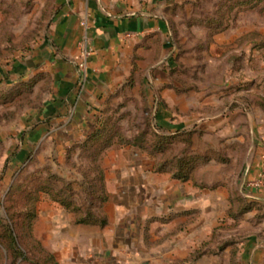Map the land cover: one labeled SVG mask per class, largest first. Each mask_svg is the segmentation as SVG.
<instances>
[{"label":"rangeland","instance_id":"obj_1","mask_svg":"<svg viewBox=\"0 0 264 264\" xmlns=\"http://www.w3.org/2000/svg\"><path fill=\"white\" fill-rule=\"evenodd\" d=\"M139 1L170 27L171 49L155 66L163 78L144 80L154 74L148 67L135 71L103 109L115 128L90 145H82L88 135L65 147L24 141L26 117L52 89L46 71L0 85V264L53 263L28 237L36 215L32 234L42 243V211L60 204L43 187L84 208L60 204L73 223L96 203L104 228L109 189L141 186L147 208L156 193L179 185L174 180L192 190L191 227L185 232L178 212L162 207L164 217L147 220L143 251L123 253L126 264H264V0ZM54 9L55 0H0V73L40 43ZM162 106L169 124L155 132ZM254 164L261 176L248 181ZM103 183L108 198L100 206L89 192L101 195Z\"/></svg>","mask_w":264,"mask_h":264},{"label":"crops","instance_id":"obj_2","mask_svg":"<svg viewBox=\"0 0 264 264\" xmlns=\"http://www.w3.org/2000/svg\"><path fill=\"white\" fill-rule=\"evenodd\" d=\"M144 5L139 0H55L52 20L40 43L25 53V60L11 62L8 72L0 73V85L39 71L52 77V89L42 107L26 117V144L51 140L65 147L83 139L98 125L107 101L132 81L137 70L148 67L154 74L143 79L161 82L163 77L155 66L171 49L170 27L164 17L146 13ZM85 34L94 48L86 77L79 67ZM156 113L160 125L169 124L170 113L165 107ZM261 168V164H254L248 181L259 178ZM174 181L179 185L166 193H156L151 199L152 207L147 208L142 207L141 186L132 192L127 184L115 192L109 189L105 204L109 224L104 228L61 217L62 209L57 203L52 207L57 212L42 211L41 241L60 264H111L114 254V264H126L123 253L127 250L136 256L143 251L141 241L147 220L164 217L162 207L178 212L175 215L183 221L185 232L191 227L192 190H182L181 181ZM173 190L178 195L173 196ZM133 192L138 195L136 201L126 202L127 194ZM110 210L116 211L115 217ZM152 226L157 228L160 222H152Z\"/></svg>","mask_w":264,"mask_h":264},{"label":"trees","instance_id":"obj_3","mask_svg":"<svg viewBox=\"0 0 264 264\" xmlns=\"http://www.w3.org/2000/svg\"><path fill=\"white\" fill-rule=\"evenodd\" d=\"M108 125L109 124H108L107 120L104 117H102V115H101V117L98 118V125L88 135V137H87L88 140L83 141L82 142L83 144L82 143L81 144L84 147L87 146V145H90L89 142H91V140H98L102 136L108 134V131L111 130V128H115V125L114 124L109 125V126ZM156 126H154L155 132H157L156 131L157 128H159V126L161 127V125L157 124ZM163 126L165 127L166 124L162 125L161 128H163ZM140 142H141V137L138 136L136 138V142H134V143H136L138 145V144H140ZM134 143H132V144H134ZM178 177H180L181 179H188L189 178V176L186 173H183V172L180 173L178 175ZM101 178H102V181H103L104 180L103 174L101 175ZM102 186L103 187H102V190H101V195H98L97 196V193H96L95 190H93V191L90 190V192H89V194L92 195L93 200L98 199L100 201V206H101V203L104 202V201H106L107 198H108L107 193H106V189L104 187V183L102 184ZM43 190H44V192L46 191V193H49L51 195L53 194L52 196H53V198L55 200H57L62 206H64L65 208H67V209H69L71 211L78 212V211H81V209H84V208L76 205L74 202L66 201V199H61V197H59V193L58 194L57 193H54V192L50 191L47 187L46 188L43 187ZM97 209L98 208H97L96 203H93V201H92L90 203V206L86 208V210H87L86 214L84 216H82V217H78L76 219V223L77 224H99L101 226H105L107 224V219L106 218H100L98 216ZM35 218H36V215L33 218L32 223H30V225H29L28 230H30V234H29L28 237L30 238V240H33L37 245H39L42 248V253H44L46 260H49V259L52 260V262H53L52 264H60L58 262V260L56 259L55 255L51 251L45 249V247L43 246V244L37 238H35L33 236L32 229H33V223H34L33 221H34ZM10 233H11L12 242L13 243H16V241H18L17 240L18 237H17V235H15L14 229L11 228L10 229ZM21 254L23 255V253H21ZM42 264H46V263L44 262Z\"/></svg>","mask_w":264,"mask_h":264},{"label":"built area","instance_id":"obj_4","mask_svg":"<svg viewBox=\"0 0 264 264\" xmlns=\"http://www.w3.org/2000/svg\"><path fill=\"white\" fill-rule=\"evenodd\" d=\"M85 25V23H83ZM86 24V28H87ZM94 53V48L89 44L88 37L85 34L81 41V55H80V63L79 67L81 70V75L86 77L88 75V60Z\"/></svg>","mask_w":264,"mask_h":264}]
</instances>
